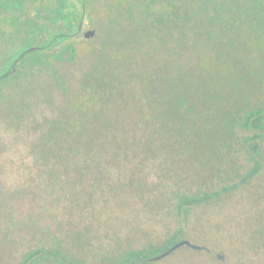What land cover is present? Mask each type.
<instances>
[{"label": "rangeland", "instance_id": "obj_1", "mask_svg": "<svg viewBox=\"0 0 264 264\" xmlns=\"http://www.w3.org/2000/svg\"><path fill=\"white\" fill-rule=\"evenodd\" d=\"M97 10L95 7L91 11L93 21L100 17ZM221 15L237 22H231L228 33L213 38L211 43H195L196 50L255 45L257 40L249 36L255 34L258 26L251 15ZM107 17L106 14V22ZM102 23L92 24L85 18L84 29L76 38L79 63L53 59L29 68L32 58L25 59L18 80L10 84L9 98L0 99V264H25L26 256L41 247L59 248L71 258L79 254L86 262L96 264V257L101 254L113 255V240L141 233L125 245V249L130 245L141 249L150 243L166 242L181 227L182 239L206 247L201 252L208 255L189 256L182 246L162 259L152 260L154 264H168L171 260V264H264V140L261 167L244 181L255 161L245 142L247 132L238 125L245 110L263 104L258 97L227 99L222 103L224 108L210 102L204 116L200 115L199 131L205 130L194 134L195 140L187 144L181 142L180 133L187 129V135L188 127L183 121L176 125L173 116L178 111L170 108L159 112V122L152 125L157 126L153 135L142 134L151 146L145 142L142 143L147 146L135 145L127 139L115 143L106 132L103 138L93 136L90 142L62 136L61 145L45 154V135L49 133L44 118H53L67 99L53 83L57 79L54 74L62 75L68 86L78 83L81 71L94 63L89 51L102 42ZM13 29V21L0 22V73L11 55L8 49L21 51L29 45L25 33L18 32L15 38ZM90 29H95L96 35L87 38L85 32ZM1 30H6V34ZM207 57L200 62L208 61ZM217 61L225 66L231 60ZM226 76L222 72L223 86L227 85ZM171 118L170 124H160ZM121 124L114 126L124 129ZM196 124L191 117L190 133H195ZM79 167H83V173ZM234 184L238 187L199 203L180 216L168 204L175 192H215ZM87 195L90 197L83 200ZM50 256L51 259L35 264H61Z\"/></svg>", "mask_w": 264, "mask_h": 264}, {"label": "trees", "instance_id": "obj_2", "mask_svg": "<svg viewBox=\"0 0 264 264\" xmlns=\"http://www.w3.org/2000/svg\"><path fill=\"white\" fill-rule=\"evenodd\" d=\"M95 7L100 17L93 21L91 11ZM200 13L204 16H199ZM224 13L253 17L258 28L249 37L257 40L255 45L241 49L210 46L196 50L195 43H211L213 38L228 33L231 22H237V19L225 20L227 17L221 15ZM85 18L92 24L101 25L103 22L104 29L99 25V33H104V37L100 45L89 51L94 63H89L88 69L81 71L74 87L68 86L62 75L54 74L57 79L53 83L64 91L67 99L53 118H44L46 133H49L45 135L48 139L45 154L61 145L59 139L62 136L67 140L72 137L90 142L93 136L103 138L106 132L115 143L127 139L135 145L151 146L152 143L145 142L142 134L149 132L153 135L157 126L152 125L159 122V112L170 111V108L178 111L173 116L176 125L183 121L185 128L188 127L187 135H184L187 129L180 133L181 142L187 144L195 140L198 132L201 134L205 130L199 131L202 128L199 127L200 115L204 116L203 111L210 102L222 107L227 99L245 100L256 96L263 104L245 110L238 125L247 132L245 142L255 161V167L244 181L258 172L261 142L264 140V0H0V22L13 21L15 38L16 33L24 32V39L29 41L28 47L21 51L8 49L11 55L0 73V99L10 96V84L18 80L20 65L25 59L32 58L29 68L53 59L79 63L76 38L84 29ZM221 26L224 27L220 29ZM1 32L6 34V30ZM31 46L37 48L30 52L28 48ZM56 47L58 51H54ZM205 56L208 61L201 63ZM225 58L231 60L225 66L217 61ZM246 60L258 63H245ZM14 63L16 71L9 74ZM222 72L227 74L226 86L221 84ZM191 117L197 123L195 133H190ZM173 118L160 124H170ZM16 119L18 122L20 117ZM118 123L125 128H115L114 124ZM79 170L84 171L83 167ZM236 187L238 184L226 185L221 191L192 195L175 192L168 204L180 216L193 206ZM183 235L184 228L181 227L166 242L150 243L141 249H134L131 245L125 249V245L137 236L120 241L112 239L116 242L115 252L111 257L106 254L96 257V264H154L156 260L150 259L184 240ZM182 248H186L189 256L208 255L201 252L202 249L185 245ZM50 254L61 264H94L86 262L79 254L71 258L59 248L48 250L44 247L29 253L24 263L35 264L42 259H51ZM212 258L216 260L215 256ZM173 262L171 260L168 264Z\"/></svg>", "mask_w": 264, "mask_h": 264}, {"label": "water", "instance_id": "obj_3", "mask_svg": "<svg viewBox=\"0 0 264 264\" xmlns=\"http://www.w3.org/2000/svg\"><path fill=\"white\" fill-rule=\"evenodd\" d=\"M96 35V30L95 29H90L88 30L87 32H85V36L87 38H92ZM37 48V46H31L30 48H28V51H34L35 49ZM24 55V53L22 54ZM16 71V63L13 64V69L10 70L8 73H13ZM184 245H188L194 249H197V250H201V249H205L206 247L204 246H201V245H198V244H194L192 242H190L189 240H182L178 243H176L175 245H173L171 248H169L167 251H165L164 253L158 255V256H155L153 258H151L150 260H159V259H162L164 257H166L167 255H169L170 253H172L173 251H175L176 249L184 246Z\"/></svg>", "mask_w": 264, "mask_h": 264}, {"label": "flooded vegetation", "instance_id": "obj_4", "mask_svg": "<svg viewBox=\"0 0 264 264\" xmlns=\"http://www.w3.org/2000/svg\"><path fill=\"white\" fill-rule=\"evenodd\" d=\"M220 257V255H218Z\"/></svg>", "mask_w": 264, "mask_h": 264}]
</instances>
